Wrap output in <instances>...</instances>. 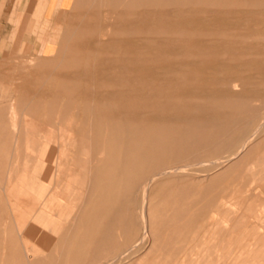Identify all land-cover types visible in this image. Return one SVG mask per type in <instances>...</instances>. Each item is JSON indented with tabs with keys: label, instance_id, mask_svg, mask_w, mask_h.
I'll list each match as a JSON object with an SVG mask.
<instances>
[{
	"label": "rangeland",
	"instance_id": "rangeland-1",
	"mask_svg": "<svg viewBox=\"0 0 264 264\" xmlns=\"http://www.w3.org/2000/svg\"><path fill=\"white\" fill-rule=\"evenodd\" d=\"M18 7L0 264H264V0Z\"/></svg>",
	"mask_w": 264,
	"mask_h": 264
},
{
	"label": "crops",
	"instance_id": "crops-1",
	"mask_svg": "<svg viewBox=\"0 0 264 264\" xmlns=\"http://www.w3.org/2000/svg\"><path fill=\"white\" fill-rule=\"evenodd\" d=\"M1 3H4V0H0V5ZM55 4L57 3V0H19V10H22V8H24L23 11L26 12V18L27 16L31 13L34 15V17L36 16L34 14V11H36V7L40 6L41 4ZM15 12L16 13V8H14L13 10V0H6L4 7H3V11L0 12V19H2L3 17H5L4 19L6 20V15L9 12ZM6 13V14H5ZM5 15V16H4ZM18 16V15H17ZM22 17V16H21ZM24 17V16H23ZM0 25H2L3 27L8 26L6 23H0ZM37 31L35 32L37 34V38L41 39V37L45 36L47 34V36L49 35L46 32V28H42L41 25H37ZM42 40V39H41ZM46 203H49L48 200H46Z\"/></svg>",
	"mask_w": 264,
	"mask_h": 264
},
{
	"label": "bare ground",
	"instance_id": "bare-ground-1",
	"mask_svg": "<svg viewBox=\"0 0 264 264\" xmlns=\"http://www.w3.org/2000/svg\"><path fill=\"white\" fill-rule=\"evenodd\" d=\"M81 17H82V15H81ZM81 17H80V18H81ZM82 20H83V19H82ZM54 30H55V29H54ZM87 32H88V31H86V33H87ZM91 32H92V31H91ZM97 32H98V30H97ZM92 33L94 34L95 32H92ZM93 34H91V36H92ZM80 36H81V35H80ZM78 39H79V37H78ZM80 42H81V41H80ZM80 42H79V44H81ZM77 43H78V42H77ZM103 44H104V43H103ZM103 44H102V45H103ZM99 46H100V45H99ZM76 47H77V46H76ZM102 49H103V48H102ZM106 49H107V48H106ZM106 49H105V50H106ZM109 49H110V48H109ZM113 50H114V48H113ZM107 51H109V50H107ZM239 82H240V81H239ZM50 98H51V97H50ZM47 99H49V98H47ZM38 153H39V152H38ZM229 161H230V160H229ZM209 163H210V162H209ZM209 165H210V164H209ZM210 166H211V165H210ZM151 171H153V170H151ZM160 171H161V170H160ZM160 171H158V172H160ZM155 172H156V170H155ZM168 172H170V171L168 170ZM176 172H177V171H176ZM165 173H166V172H165ZM165 173H163V175H164ZM147 174H148V173H147ZM151 176H152V175H151ZM147 177H148V176H147ZM149 177H150V176H149ZM208 178H209V177H208ZM149 179H150V178H149ZM149 179L147 180L148 182H149ZM154 179H156V177H155ZM136 180H137V178H136ZM151 180H152V179H151ZM156 180H157V179H156ZM152 181H153V180H152ZM137 182H138V181H137ZM141 183H142V182H141ZM141 183H140V184H141ZM144 183H145V182H144ZM150 183H152V182H150ZM150 183H149V184H150ZM146 184H147V183H146ZM131 185H132V183H131ZM141 185H142V184H141ZM131 188H132V187H131ZM145 189H146V188H145ZM129 190H130V188H129ZM133 190H134V188H133ZM143 191H145V190H143ZM132 193H133V192H132ZM134 193H135V191H134ZM129 200H130V199H129ZM142 208H143V207H142ZM148 212H150V211H148ZM141 214H142V213H141ZM147 224H148V223H147ZM150 224H151V223H149V225H150ZM153 226H154V225H153ZM145 231H146V230H145ZM177 232H178V231H177ZM133 234L135 235V233H133ZM131 235H132V234H131ZM128 236H129V235H128ZM121 238H122V237H121ZM153 238H154V237H152V239H153ZM134 239H135V238H134ZM126 240H127V239H126ZM129 240H130V239H129ZM131 241H133V239H131ZM131 241H130V242H131ZM120 242H121V241H120ZM126 242H127V241H126ZM128 242H129V241H128ZM135 242H136V241H135ZM135 242H134V243H135ZM163 242H164V241H163ZM137 243H138V242H137ZM125 245H126V244H125ZM131 245H132V244H130V246H131ZM125 247H126V246H125ZM138 247H139V246H138ZM119 248H120V247H119ZM130 248H131V247H130ZM132 249H133V247H132ZM138 249H139V248H138ZM138 249H137V251H138ZM140 249H141V248H140ZM127 251H128V250H127ZM134 251H135V252H134ZM134 251H132L131 253L136 254V253L139 252V251L137 252L136 250H134ZM121 252H122V251H121ZM131 253L129 252V254H131ZM129 254H128V255H129ZM116 255H117V254H116ZM126 255H127V254H125V257H126ZM109 257H110V256H109ZM121 257H124V256H121ZM121 257H120V258H121ZM114 258H115V257H114ZM117 258L119 259V261L123 260V259L120 260L119 257H117ZM110 259H111V258H110ZM104 260H105V259H104ZM30 261H31V260H30ZM107 261H108V260H107ZM98 262H99V261H98ZM106 263H107V262H106ZM113 263H114V262H113ZM113 263H112V264H113Z\"/></svg>",
	"mask_w": 264,
	"mask_h": 264
}]
</instances>
